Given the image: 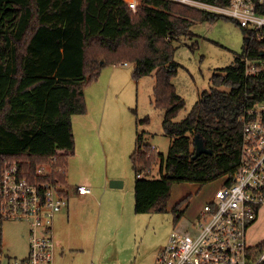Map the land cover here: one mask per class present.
Wrapping results in <instances>:
<instances>
[{"label": "trees", "instance_id": "trees-1", "mask_svg": "<svg viewBox=\"0 0 264 264\" xmlns=\"http://www.w3.org/2000/svg\"><path fill=\"white\" fill-rule=\"evenodd\" d=\"M217 16L174 0H140L135 11L124 0H0V176L3 160L12 158L31 181L41 179L39 165L60 166L53 176L66 185L74 152L71 118L86 111L84 87L106 63L119 62L133 64L134 78L154 72L153 103L164 111L162 128L170 139L164 155L137 133L135 211L163 208L174 183L202 186L232 176L242 145L240 119L264 93L263 74L247 76L236 56L174 120L184 107L173 84L180 67L175 42L190 34L194 21ZM263 48L264 42L252 43L250 56L264 60ZM196 134L210 153L193 158ZM154 165L159 177L148 175Z\"/></svg>", "mask_w": 264, "mask_h": 264}, {"label": "rangeland", "instance_id": "rangeland-1", "mask_svg": "<svg viewBox=\"0 0 264 264\" xmlns=\"http://www.w3.org/2000/svg\"><path fill=\"white\" fill-rule=\"evenodd\" d=\"M190 31L175 42L174 60L180 67L173 84L184 99L175 121L188 113L202 91L209 90L214 72L229 65L236 56L242 57L247 41L235 21L221 16L196 20ZM133 71L132 63H106L97 79L84 87L86 111L75 114L67 188L72 196L77 195V185H86L92 190L91 199L79 206L70 223L64 211L55 217L53 239L59 253L51 262L42 264H158V256L172 233L196 232L202 205L221 183L220 179L202 186L174 183L163 208L134 211L136 173L131 155L137 133H142L146 143L164 155L170 139L162 128L164 111L153 103L154 72L134 78ZM11 160L5 158L3 163ZM152 168L148 175L159 177L157 165ZM117 178L123 185L113 189L109 180ZM187 195L190 204L185 208L183 202L175 211L173 207ZM247 240L255 250L264 243V206L248 230ZM28 251L27 221H0V264L8 262L7 255L12 258L9 263H17L27 257Z\"/></svg>", "mask_w": 264, "mask_h": 264}, {"label": "built area", "instance_id": "built-area-1", "mask_svg": "<svg viewBox=\"0 0 264 264\" xmlns=\"http://www.w3.org/2000/svg\"><path fill=\"white\" fill-rule=\"evenodd\" d=\"M124 1L132 11L140 3ZM174 1L235 21L247 39L240 57L245 74L264 75V60L250 56L252 43L264 42V0H228L227 4ZM240 120L242 145L236 171L230 177L219 178V187L202 205L195 233L184 235L175 231L170 235L158 256V264H264V246L254 254L246 240L248 227L264 205V93ZM60 170V166L41 164L37 169L41 179L31 181L23 175L17 161L4 164L0 176V221L25 220L29 225L27 257L7 264H42L53 260V219L68 204V188L53 176V171ZM75 189L79 194L91 193V188L83 184Z\"/></svg>", "mask_w": 264, "mask_h": 264}, {"label": "crops", "instance_id": "crops-1", "mask_svg": "<svg viewBox=\"0 0 264 264\" xmlns=\"http://www.w3.org/2000/svg\"><path fill=\"white\" fill-rule=\"evenodd\" d=\"M125 65H128V64H125ZM77 116H75V115H73L72 116V118H71V126H72V132H73V129H74V121H75V119H77L76 118ZM93 125L96 127L97 125L93 122ZM67 169V168H66ZM110 178H114V177H110ZM65 179H66V182H67V184L65 185L66 187L67 186H69V183H68V180H67V171H66V177H65ZM108 180V179H107ZM113 180H115L114 182H116L117 184H118V186L117 187H112V186H110L111 188H113V189H118V188H120L122 185H123V182L121 181V180H118V178L117 179H113ZM113 180H109V185L111 184V182L113 181ZM198 188H197V190L200 188L199 186H197ZM70 189H67L66 190V195H67V198H68V204H67V206L66 207H64L62 210H60L58 213H56L55 214V216H54V219H53V225H52V231H53V235H54V220H55V217L60 213V212H62V211H64L65 212V216H66V220H67V222L68 223H70L71 222V220H73L75 217H76V214H77V210L79 209V206L80 205H83V204H87L89 201H90V199H91V194H92V190H91V193H89V194H79L77 191H75V193L77 194V195H70ZM191 195V194H190ZM190 195H187L189 198H188V200L186 201V202H184V204H185V208L190 204ZM185 197V196H184ZM90 198V199H89ZM183 204V205H184ZM264 206V205H263ZM263 206H261V207H263ZM260 207V208H261ZM260 208L258 209V213H257V217H256V219H255V221L248 227V229H247V232H248V230L255 224V222L257 221V219H258V216H259V211H260ZM184 210V209H183ZM134 211H135V209H134ZM136 212V211H135ZM136 213H138V212H136ZM3 221V220H2ZM1 221V222H2ZM55 238V237H54ZM246 240H247V233H246ZM54 242H55V240H54ZM59 243V242H58ZM247 244H248V240H247ZM262 245H264V243L263 244H261L260 246H262ZM248 246H250L249 244H248ZM251 248H252V246H250ZM28 253H29V251H28ZM58 251H57V244H56V246H55V249H54V257H56V255H58ZM6 260H8V262H6V264L7 263H9L11 260H12V258H10L9 257V255H7L6 256Z\"/></svg>", "mask_w": 264, "mask_h": 264}, {"label": "water", "instance_id": "water-1", "mask_svg": "<svg viewBox=\"0 0 264 264\" xmlns=\"http://www.w3.org/2000/svg\"><path fill=\"white\" fill-rule=\"evenodd\" d=\"M260 54L264 55V51H261ZM194 146H195V151H194V155L193 158H195L196 156H199L202 153H210V150H208L205 146L204 143L202 141V139L199 137L198 134H196L194 136ZM115 180H113L110 184V186L112 187H117L118 184L116 182H114Z\"/></svg>", "mask_w": 264, "mask_h": 264}]
</instances>
